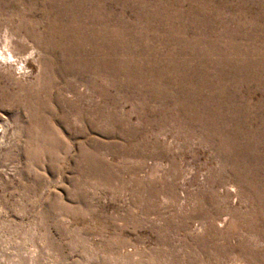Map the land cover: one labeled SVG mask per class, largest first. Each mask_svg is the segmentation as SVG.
<instances>
[{
  "label": "rangeland",
  "instance_id": "obj_1",
  "mask_svg": "<svg viewBox=\"0 0 264 264\" xmlns=\"http://www.w3.org/2000/svg\"><path fill=\"white\" fill-rule=\"evenodd\" d=\"M0 264H264V0H0Z\"/></svg>",
  "mask_w": 264,
  "mask_h": 264
}]
</instances>
